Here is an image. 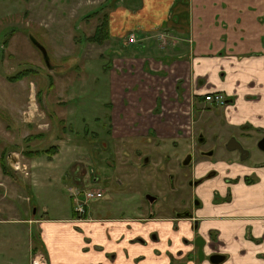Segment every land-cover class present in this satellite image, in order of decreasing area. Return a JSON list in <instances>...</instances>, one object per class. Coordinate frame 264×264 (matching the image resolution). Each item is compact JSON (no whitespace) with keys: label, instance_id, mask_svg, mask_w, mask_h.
Instances as JSON below:
<instances>
[{"label":"rangeland","instance_id":"1","mask_svg":"<svg viewBox=\"0 0 264 264\" xmlns=\"http://www.w3.org/2000/svg\"><path fill=\"white\" fill-rule=\"evenodd\" d=\"M151 1L0 0V163L4 153L12 163L8 183L16 190L11 197L15 214L63 216L71 210L68 187L104 192L103 199L87 208L108 218L175 215L200 208L199 195L206 207L214 204L201 189L212 179L191 186V169L180 164L191 148L193 155L214 153L206 158L212 165L239 158L238 152L226 150L225 137L213 138L184 114V100L174 97L171 76L163 80L144 74L141 79L128 72L110 77L107 65L117 51L108 52L106 42L88 41L105 16L109 22L116 6L133 13L140 3L151 9ZM31 38L44 48L49 68ZM22 71L27 76L11 81ZM156 98L160 109L146 111ZM151 127L159 128V135ZM199 132L206 141L202 145L196 139ZM237 139L249 152L247 166L264 165L254 136ZM34 152L38 155L31 156ZM258 181L256 176L247 180L254 185L248 192L264 191V185H255ZM244 192L235 195L252 209L239 206L232 213L262 215L264 207L257 208L263 205L261 196ZM146 194L157 198L154 205L144 199ZM34 232L31 225L24 231L22 256L30 255Z\"/></svg>","mask_w":264,"mask_h":264},{"label":"crops","instance_id":"2","mask_svg":"<svg viewBox=\"0 0 264 264\" xmlns=\"http://www.w3.org/2000/svg\"><path fill=\"white\" fill-rule=\"evenodd\" d=\"M151 2V9L136 4L133 13L118 5L109 17V37L103 44H110L107 51H117L111 55L118 57L110 60L107 75L136 72L141 79L145 74L163 80L171 76L174 97L184 100V114L191 115V120L194 117L193 122H200L213 138L254 136L259 140L264 134V0ZM129 35L135 36L134 44H126ZM212 93L225 95L227 104L206 103L204 96ZM152 105L146 111L160 109L157 98ZM207 118L218 126L207 124ZM152 129L159 135V128ZM212 157L197 153L191 158L193 186L212 179L201 189L202 195L214 198V204L206 207L204 196L199 195L201 207L195 208V203L188 218L137 213L108 218L92 215L87 207L78 216L72 202L74 194L84 190L70 187L71 210L63 216L23 218L15 214L17 208L11 201L15 186L0 169V187H4L0 190V264H31L32 260L45 264H210L196 259V237L204 241L206 256H224L219 264H264V209L260 216L232 213L239 206L252 209L250 202L235 195L238 191L261 196L263 205L257 208L264 207V191L248 192L254 185L247 183L256 176L255 185H264V165L247 166V157L212 165L206 159ZM28 225L35 232L27 257L19 248Z\"/></svg>","mask_w":264,"mask_h":264},{"label":"water","instance_id":"3","mask_svg":"<svg viewBox=\"0 0 264 264\" xmlns=\"http://www.w3.org/2000/svg\"><path fill=\"white\" fill-rule=\"evenodd\" d=\"M32 39V44L34 46H36L38 48V50L41 52L42 54V58L44 60L45 66L47 68H49V62H48V57L46 55V52L44 50V48L42 46H40L33 38ZM225 148L229 151H237L240 155V160L243 161L246 159V157L248 156V151L246 149H244L242 147V145L240 144V142H238L234 137H231L226 145ZM257 148L261 151L264 152V135H262V137L258 140L257 142ZM212 153H206V156H211ZM191 154H188L184 160L182 161V166L186 167L190 164L191 162ZM9 167H11V163L8 162ZM146 199L149 200L150 202L153 201L152 198L148 197V195L146 196ZM194 245L197 248V260L199 262L202 261V258H204L203 256V246H204V241H202V239L200 237H196L194 240ZM224 260V256L221 255H212L210 256V263L211 264H219Z\"/></svg>","mask_w":264,"mask_h":264},{"label":"built area","instance_id":"4","mask_svg":"<svg viewBox=\"0 0 264 264\" xmlns=\"http://www.w3.org/2000/svg\"><path fill=\"white\" fill-rule=\"evenodd\" d=\"M135 42H136V38L134 35H129L127 37L128 44H134ZM203 100L209 105H213L217 107H222L227 104V99L225 95L221 93H212L205 95ZM16 170H19V168H16ZM22 171H26V170L22 168ZM103 196L104 195L101 190H97V189L84 190L80 195L76 196L75 199L76 203L74 207L75 214L79 216V214L84 212V209L88 206L89 203L100 200L103 198ZM31 264H45V263L40 260H34V261L32 260Z\"/></svg>","mask_w":264,"mask_h":264},{"label":"trees","instance_id":"5","mask_svg":"<svg viewBox=\"0 0 264 264\" xmlns=\"http://www.w3.org/2000/svg\"><path fill=\"white\" fill-rule=\"evenodd\" d=\"M108 21H107V16L104 17V20L102 23H100L96 28L95 31L93 33V35L88 38L89 42L92 43H96V44H101L103 41L107 40L109 37V27H108ZM27 71H22L20 73H18L11 81L16 82V81H20L22 80L25 76H27ZM47 152V151H46ZM31 156H35L38 155V153H31ZM6 154H2L1 157V163H0V169L1 172L4 175H10L11 173V168H9V166L7 165V161H6Z\"/></svg>","mask_w":264,"mask_h":264},{"label":"flooded vegetation","instance_id":"6","mask_svg":"<svg viewBox=\"0 0 264 264\" xmlns=\"http://www.w3.org/2000/svg\"><path fill=\"white\" fill-rule=\"evenodd\" d=\"M264 135V134H263ZM231 137H234L238 142H239V140L235 137V136H231ZM231 137H229L228 138V140L231 138ZM197 140H198V142H199V145L201 144H204V143H206V141L204 140V139H202V133H198L197 134V138H196ZM227 140V141H228ZM198 142H197V144H198ZM241 144V143H240ZM195 146H196V143H195ZM243 147V146H242ZM245 149V148H244ZM206 153H208V152H200L199 154H201L202 156L204 155V156H206ZM189 154H191V157L192 156H194L193 154H192V148L190 149V153ZM239 154V153H238ZM212 156V155H211ZM248 156H249V152H248ZM248 156H247V158H248ZM239 160H240V155H239V158H238ZM142 162H147V159L146 158H143V160H142ZM181 166H182V163L180 164ZM189 166V165H188ZM188 166H186V167H188ZM183 167V166H182ZM170 178V180L172 181V177H170V175H168V179ZM196 184V182H194L193 180H191V182H190V185L191 186H193V185H195ZM148 195V197H150V198H152L153 199V201L152 202H150L149 200H147L146 199V196ZM144 199L145 200H147L148 202V204H150V205H154L155 203H156V200H157V198L155 197V196H152L151 194H146L145 196H144ZM192 209H194V208H191V209H189V210H185V211H183L182 213H177V215H182V216H184V217H190L191 216V210ZM197 227V224L196 223H194V227ZM204 248V247H203ZM212 255H215V254H212ZM212 255H208V256H206L205 254H204V251H203V256H204V258H202V261L201 262H204V261H207V262H209L210 263V256H212ZM195 257H196V259H197V248H196V251H195ZM180 264H184V261L183 262H181ZM211 264V263H210Z\"/></svg>","mask_w":264,"mask_h":264},{"label":"bare ground","instance_id":"7","mask_svg":"<svg viewBox=\"0 0 264 264\" xmlns=\"http://www.w3.org/2000/svg\"><path fill=\"white\" fill-rule=\"evenodd\" d=\"M16 165V164H15Z\"/></svg>","mask_w":264,"mask_h":264}]
</instances>
